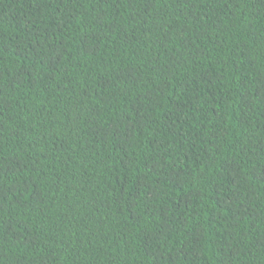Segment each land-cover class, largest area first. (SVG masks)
Wrapping results in <instances>:
<instances>
[{
  "label": "trees",
  "instance_id": "trees-1",
  "mask_svg": "<svg viewBox=\"0 0 264 264\" xmlns=\"http://www.w3.org/2000/svg\"><path fill=\"white\" fill-rule=\"evenodd\" d=\"M0 264H264V0H0Z\"/></svg>",
  "mask_w": 264,
  "mask_h": 264
}]
</instances>
